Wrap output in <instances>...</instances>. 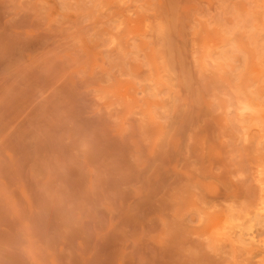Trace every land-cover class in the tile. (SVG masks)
Masks as SVG:
<instances>
[{"label": "rangeland", "instance_id": "374dc122", "mask_svg": "<svg viewBox=\"0 0 264 264\" xmlns=\"http://www.w3.org/2000/svg\"><path fill=\"white\" fill-rule=\"evenodd\" d=\"M261 201L264 0H0V264H264Z\"/></svg>", "mask_w": 264, "mask_h": 264}, {"label": "bare ground", "instance_id": "6f19581e", "mask_svg": "<svg viewBox=\"0 0 264 264\" xmlns=\"http://www.w3.org/2000/svg\"><path fill=\"white\" fill-rule=\"evenodd\" d=\"M246 110H251V112L254 113V118H257V117H258L257 112L253 111V110L251 109V106H245L243 112L246 111ZM257 212H258L259 214L264 213V201H261L260 206L257 208ZM263 215H264V214H263ZM223 226H224V228L226 229V226L224 225V221H220L219 223H217V227H223ZM239 226H240V225H237L236 227H239ZM239 228H240L239 231H232V232H229V233L225 236V238H227V239H231V238H233L234 236H236V235L238 234V232H241V231H242L241 226H240ZM242 241H243V242H244V241H248L251 245H254V244L257 245V243H261V244H262V247H263V250H264V239L261 240L260 242H259L258 240H256L255 232L252 230V228L247 229V232L244 233V237H243V240H242ZM257 246H258V245H257Z\"/></svg>", "mask_w": 264, "mask_h": 264}]
</instances>
